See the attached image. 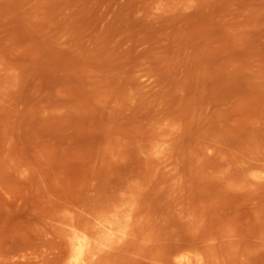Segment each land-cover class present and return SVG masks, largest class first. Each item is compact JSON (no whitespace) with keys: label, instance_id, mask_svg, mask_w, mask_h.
<instances>
[{"label":"rangeland","instance_id":"obj_1","mask_svg":"<svg viewBox=\"0 0 264 264\" xmlns=\"http://www.w3.org/2000/svg\"><path fill=\"white\" fill-rule=\"evenodd\" d=\"M83 224L97 264H264V0H0V264Z\"/></svg>","mask_w":264,"mask_h":264},{"label":"bare ground","instance_id":"obj_2","mask_svg":"<svg viewBox=\"0 0 264 264\" xmlns=\"http://www.w3.org/2000/svg\"><path fill=\"white\" fill-rule=\"evenodd\" d=\"M152 149V148H151ZM149 154V153H148ZM150 158V157H149ZM145 161V160H144ZM150 163H151V161H150ZM145 164H143V166H144ZM146 165L148 166V164L146 163ZM146 168H148V167H146L145 166V169ZM139 175V174H138ZM135 176V175H134ZM141 176V175H140ZM152 176L153 177H151V178H154V175L152 174ZM143 177H144V175H143ZM137 178V177H136ZM135 178V179H136ZM140 178V177H139ZM145 178V177H144ZM143 178V180H146V179H144ZM126 179H130L129 177H127ZM135 179H134V181H135ZM138 179V178H137ZM139 180V179H138ZM124 181H128V180H123V183H124ZM131 181H132V179H131ZM130 181V182H131ZM137 181V180H136ZM148 181H150V179L148 180ZM143 182V181H142ZM121 183H122V181H121ZM143 183H146V182H143ZM113 187H115V188H118V187H120V184H118V183H116V185H115V183H113ZM117 185H118V187H117ZM144 185L146 186V184H143V187H144ZM122 186H123V184H122ZM124 186H125V184H124ZM129 186V185H128ZM130 186H132V185H130ZM149 186V185H148ZM111 187V186H110ZM109 187V188H110ZM157 187V186H156ZM102 188V187H101ZM100 188V189H101ZM105 188V187H104ZM115 188H113V191H114V189ZM122 188H124V187H122ZM129 188V187H128ZM137 188H139V187H137ZM158 188H159V186H158ZM163 188V185L161 186V189ZM97 187H96V190L94 189V191H97ZM130 189V188H129ZM151 188H149V190H150ZM154 189H156V188H154ZM161 189H159L160 191H161ZM93 190V189H92ZM106 190V189H105ZM110 190V189H109ZM120 189H118V191H119ZM127 190V189H126ZM131 190V189H130ZM143 190V189H142ZM100 191H102V190H100ZM103 191H104V189H103ZM110 191H112V188H111V190ZM122 191H125V189L124 190H122ZM151 191H153L152 189L150 190V192H148V194L149 193H151ZM155 191V190H154ZM127 191H125V193H126ZM92 193H93V191H92ZM91 193V196L93 195ZM98 193H100V192H98ZM97 193V194H98ZM102 193H104V192H102ZM106 194H107V192H105ZM111 193V192H110ZM114 193V192H113ZM118 193V192H117ZM123 193V192H122ZM125 193H124V195H125ZM143 193H144V191H143ZM95 194H96V192H95ZM94 194V195H95ZM119 194H120V192H119ZM119 194H116L115 196H118ZM127 194V193H126ZM131 194V193H130ZM147 194V195H148ZM152 194V193H151ZM100 195V194H99ZM102 195V194H101ZM100 195V196H101ZM113 195V197H114V194H112ZM121 195V194H120ZM132 195V194H131ZM135 195V194H134ZM155 195H157V193L155 194ZM95 196H97V195H95ZM109 196H111V194L109 195ZM122 196V195H121ZM121 196H119V198L121 197ZM144 196L146 197V194H144ZM143 196V197H144ZM93 197V196H92ZM123 197V196H122ZM128 197V196H127ZM126 197V198H127ZM131 197V196H130ZM140 196H138V198H139ZM143 197H141V198H143ZM157 197V196H156ZM104 198V197H103ZM115 198V197H114ZM117 198V197H116ZM124 198H125V196H124ZM96 199V198H95ZM95 199L93 200V202H95ZM98 199H100V198H98ZM102 199V198H101ZM100 199V200H101ZM112 199V198H111ZM146 199V198H145ZM85 200V199H84ZM84 200H83V202H84ZM89 200H90V198H89ZM89 200H88V202H89ZM92 200V199H91ZM90 200V201H91ZM118 200H122L121 198L120 199H118ZM85 201H87V200H85ZM102 201V200H101ZM104 201V200H103ZM105 201H107L108 202V197H107V199L105 200ZM116 201H117V199H116ZM123 201H124V199H123ZM139 201V200H138ZM88 202H85V204H84V206H87V208H89V206H90V204H92V206L94 205V206H96L95 205V203H93L92 201V203H88ZM109 202H110V199H109ZM111 202H115L114 200L113 201H111ZM125 202V201H124ZM86 203H88L87 205H86ZM101 203V202H100ZM96 204H97V202H96ZM99 204V203H98ZM108 204V203H107ZM107 204H105V202H103V206H102V203H101V205L99 206L100 208H102V207H105L104 205H106V208L108 207V205H110V208L111 209H113L114 211H116V214H114V218L113 217H111V216H109V218L107 217V220H105L104 219V221H102L101 220V218L103 217V216H101V218L99 217V215H101L100 213H102L101 212V210H99V211H97V209H94V208H92V209H94L95 211H93V213H99L98 215H97V218L98 219H100V222H99V229H101L102 231H104L106 234H107V236H114L115 234H117L118 232L119 233H121V234H124V236H122L123 238V240H124V238H125V234H127L128 233V227L132 224V226L130 227V230H132V228H134V225H133V223H130V220L131 219H133L132 218V216L134 217V210H135V208H136V211H139V209L137 208V206L138 205H136L137 204V200L136 199H133V200H131L130 202H128L126 205H125V207H123V204L124 203H122V204H118V202L117 203H115L114 205H113V207L114 206H118L119 207V209L118 210H116L115 208H112V203H109L108 205ZM98 206V205H97ZM97 206H96V208H97ZM87 208H85V210H83L84 209V207H83V209H82V211H85V213L86 212H89V209H87ZM109 208V209H110ZM80 209V210H81ZM91 209V210H92ZM90 210V211H91ZM107 211L108 210H106V213H107ZM120 211H126V214H125V222H127L126 224V226H128L127 228H126V226L124 227V228H122V227H119L118 226V224L120 225V222L121 221H119V218H118V216H117V214H118V212H120ZM67 212V211H66ZM103 212H105V210L103 211ZM110 213L111 212H113V211H109ZM83 213V212H82ZM81 214V212H80V214L84 217V215H87V213L86 214ZM91 213H92V211L90 212V215H91ZM136 213V212H135ZM72 215H73V213H71ZM70 214V215H71ZM108 214V213H107ZM106 214V215H107ZM67 215V214H66ZM65 215V216H66ZM89 215V214H88ZM88 215H87V217H88ZM103 215H104V213H103ZM110 215V214H109ZM62 214H61V216H59V217H61V220H62ZM95 216V215H94ZM105 216V215H104ZM137 216H138V214H137ZM64 217V216H63ZM67 217H69V216H67ZM86 217V218H87ZM93 217V216H92ZM120 217V216H119ZM139 217V216H138ZM66 218V217H65ZM73 218V217H72ZM94 218V217H93ZM95 218H96V216H95ZM71 219V218H70ZM87 219H89V217L87 218ZM90 219H91V217H90ZM60 220V221H61ZM74 220H75V218H74ZM74 220H72V221H74ZM83 220H86V219H83ZM135 220V221H134ZM136 220H137V218L136 219H133L131 222H133L134 221V223L136 222ZM139 220V219H138ZM137 220V221H138ZM64 221H66V222H68V220H65L64 219ZM71 221V222H72ZM77 221V220H76ZM87 221V220H86ZM98 221V220H97ZM102 221V222H101ZM124 221V220H123ZM58 222H59V220H58ZM70 222V221H69ZM68 222V223H69ZM70 222V223H71ZM75 222V221H74ZM78 222V221H77ZM91 222V221H90ZM95 222V221H94ZM93 222V223H94ZM139 222H141V219H140V221ZM135 223V224H138V228H141V227H139L140 226V223ZM59 223H61V222H59ZM63 223V222H62ZM73 223V222H72ZM71 223V224H72ZM87 223H88V221L86 222V224H85V226L87 225ZM97 223V222H96ZM130 223V224H129ZM64 224H65V222H64ZM75 224L76 223H74V226H75ZM79 224H81L80 222H79ZM95 224V223H94ZM64 226V225H63ZM77 226H79L78 225V223H77V225L75 226L76 228H77ZM83 226H84V224H83ZM85 226H84V230H82V232H80V233H75L72 237L70 236V239H69V245H70V249H71V259L74 261V262H79V264H90V263H92V264H97V262H94V261H97V260H95V259H99V261H100V258L99 257H101V253H99L100 255H98V253L95 251V249L99 246V245H101L102 243H101V241H99V242H94L95 241V236H91V234H93L92 232V228L90 227V226H92V224L90 223V226H88V227H90V229L88 228L87 229V231L89 230V231H92L91 233H87L86 232V229H85ZM123 226V225H122ZM60 227V226H59ZM61 227H62V225H61ZM74 227V228H75ZM80 227H82V226H80ZM65 228V226L64 227H62V231H64L65 232V230H66V228H65V230H63ZM73 228V227H72ZM87 228V227H86ZM59 229H61V228H59ZM79 229H81V228H79ZM96 229H98V228H95L94 230H96ZM137 229V228H136ZM78 230V229H77ZM138 230V232L140 231L139 229H137ZM137 230H135V228L133 229V231L131 232L132 234H133V232L135 231V233L137 232ZM68 230H66V232H67ZM71 231H73L74 232V230H71ZM83 231H85V232H83ZM88 231V232H89ZM99 231V230H98ZM97 231V232H98ZM66 232L65 233H61V234H66ZM79 232V231H78ZM96 231H94V234L95 235H97L98 233H97ZM100 233V232H99ZM69 235H71V232H69L68 233ZM132 234H130V232H129V234L126 236V238L125 239H131L132 238ZM131 235V236H130ZM99 236V234L96 236V237H98ZM128 236H130V237H128ZM134 236H135V234H134ZM64 237V240H65V235L63 236ZM69 237V236H68ZM94 238V240H93V238ZM97 239V238H96ZM101 239V238H100ZM134 239H135V237H134ZM98 240H99V238H98ZM119 240V239H118ZM66 241V240H65ZM126 241V240H125ZM131 242L133 241V239L132 240H130ZM130 241H128L127 240V242H130ZM105 244V243H104ZM107 244V243H106ZM112 244V243H111ZM66 245H67V242H66ZM107 246V245H106ZM113 246V245H112ZM112 246L111 247H108V248H112ZM104 249H106V248H104ZM104 251V250H103ZM110 251V250H109ZM104 252H108V251H104ZM103 253V252H102ZM103 254H105V253H103ZM103 257V256H102ZM102 261V260H101ZM101 261L99 262V263H101ZM71 263H73V262H71Z\"/></svg>","mask_w":264,"mask_h":264}]
</instances>
